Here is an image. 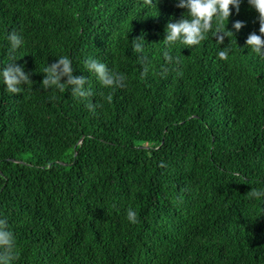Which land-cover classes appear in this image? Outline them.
<instances>
[{"label": "trees", "instance_id": "trees-1", "mask_svg": "<svg viewBox=\"0 0 264 264\" xmlns=\"http://www.w3.org/2000/svg\"><path fill=\"white\" fill-rule=\"evenodd\" d=\"M185 12L177 0H0V67L17 59L32 79L20 93L0 79L13 264H264V200L249 192L264 186V59L246 46L259 13L244 0L228 24L241 30L176 42L168 62L166 26ZM59 55L88 77L95 110L70 86H43ZM89 56L123 85L103 86Z\"/></svg>", "mask_w": 264, "mask_h": 264}, {"label": "clouds", "instance_id": "clouds-1", "mask_svg": "<svg viewBox=\"0 0 264 264\" xmlns=\"http://www.w3.org/2000/svg\"><path fill=\"white\" fill-rule=\"evenodd\" d=\"M243 2L244 0H177V6L186 9L187 15L184 13L179 19L168 22L166 35L163 39L166 41L163 56L168 62L173 61L171 48L176 42L192 47L198 46L210 32L222 42L225 40V36L230 37V33L234 35L233 29L241 30L246 21L238 19L234 22L233 28H228L229 18L234 9L239 13ZM247 2L259 13L260 28L259 32L253 31L248 35L246 46L251 49V52L264 59V0H247ZM224 21L228 22L227 31L224 29ZM144 39V36L141 35L131 40L134 52H144ZM8 40L11 52L20 49L24 44L22 33L15 30L9 33ZM230 51L231 48L226 46L218 54L222 58H227ZM16 60L0 67V79L9 93H20L23 86L32 80L31 72L26 71L23 65L16 63ZM83 63L89 72L95 73L103 86L109 88L122 86L127 79L125 73L114 71L107 62L98 58L89 56ZM147 70L145 68V72ZM43 73L45 75L42 84L45 88L65 91L66 86H70L74 96L83 100L90 110H95L96 104L89 99L94 95V90L88 85V77L75 74L73 61L69 56L59 55L57 60L47 64ZM249 192L255 199L264 200V186L252 188ZM127 218L132 223L138 221V215L134 208L127 209ZM15 246V234L9 228L7 218L0 217V264H13Z\"/></svg>", "mask_w": 264, "mask_h": 264}]
</instances>
